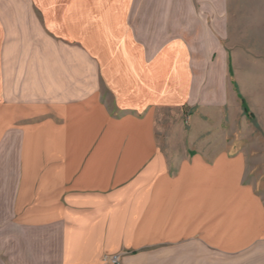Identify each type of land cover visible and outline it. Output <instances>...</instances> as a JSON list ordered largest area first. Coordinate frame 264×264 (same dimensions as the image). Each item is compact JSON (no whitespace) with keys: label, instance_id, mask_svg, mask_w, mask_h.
Wrapping results in <instances>:
<instances>
[{"label":"crops","instance_id":"0c3cea01","mask_svg":"<svg viewBox=\"0 0 264 264\" xmlns=\"http://www.w3.org/2000/svg\"><path fill=\"white\" fill-rule=\"evenodd\" d=\"M2 22L25 23V74L0 77V264H264L243 148L157 142L175 106L208 112L197 136L221 123L228 95L215 69L202 88L196 57L222 54L224 23L231 40L264 38V0H0ZM232 58L244 115L264 127V63Z\"/></svg>","mask_w":264,"mask_h":264},{"label":"rangeland","instance_id":"374dc122","mask_svg":"<svg viewBox=\"0 0 264 264\" xmlns=\"http://www.w3.org/2000/svg\"><path fill=\"white\" fill-rule=\"evenodd\" d=\"M39 25V22L34 20L28 24V28L40 29ZM207 26H211V24H206ZM223 27L226 28H224V36L220 40L223 48L222 54L219 52L208 56L200 54L196 57L198 64L209 63L211 68V70H206V68L203 71L196 72L201 76V84L204 85L202 88H205L207 93H211L213 77L210 74L212 69H215L218 73V79L214 81L221 87L222 96L228 95L227 104L221 110L223 113L221 123L215 124V121L211 118L202 119L206 123V133L197 136V119L199 116L206 117L208 112L205 113L199 104L186 105V107L175 106L171 110L159 113L157 118V142L163 149H172V153L178 156L185 154L186 151L191 152L194 150L193 145L205 142L218 143L224 146H237L239 149L243 148L241 153H246L249 159L253 160L249 176H253L254 179L258 178L259 191H264V127H261L262 123L259 125L261 121L256 117L254 120H248L245 117L241 101L237 99V92L231 86V80H235L233 76L235 71H232L233 78L229 76L228 71L229 57L234 58H232V64L238 68H241L246 61L253 64L264 63V38L261 37L262 32L260 31L255 33L256 37L254 39L231 40L229 24L224 23ZM22 30H25V23H0V77L11 79V83L16 88L20 87V80L25 74V70H23L25 54L22 53L25 38H23ZM41 41L45 43L47 39L42 38ZM246 44L255 53L236 55L235 52L240 53V45L245 46ZM238 93L246 100L245 92L241 88H238ZM207 109L210 108L207 107ZM250 112L251 114L254 113L251 108ZM245 148H247L246 152ZM238 151H225V153L233 157L239 153ZM164 153H167V151L165 150Z\"/></svg>","mask_w":264,"mask_h":264},{"label":"built area","instance_id":"2783aa9c","mask_svg":"<svg viewBox=\"0 0 264 264\" xmlns=\"http://www.w3.org/2000/svg\"><path fill=\"white\" fill-rule=\"evenodd\" d=\"M110 264H121L119 256H114L106 259Z\"/></svg>","mask_w":264,"mask_h":264},{"label":"trees","instance_id":"16d2710c","mask_svg":"<svg viewBox=\"0 0 264 264\" xmlns=\"http://www.w3.org/2000/svg\"><path fill=\"white\" fill-rule=\"evenodd\" d=\"M244 111H245L246 114H248V112H249L248 108L246 107V105H244Z\"/></svg>","mask_w":264,"mask_h":264}]
</instances>
